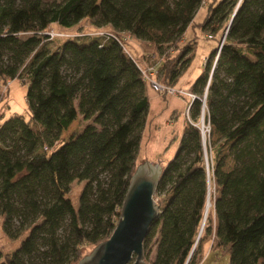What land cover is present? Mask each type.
Instances as JSON below:
<instances>
[{"label":"trees","instance_id":"trees-1","mask_svg":"<svg viewBox=\"0 0 264 264\" xmlns=\"http://www.w3.org/2000/svg\"><path fill=\"white\" fill-rule=\"evenodd\" d=\"M203 1L0 2V82L24 80L28 106L26 114L0 123L2 228L11 235L13 216L21 225L30 219L19 231L30 227L24 238L0 264H25L22 256L39 240H47L51 264H77L109 237L140 163L149 108L146 81L123 49L131 47L123 34L158 52L159 81L171 86L193 51L195 36L182 41L190 26L217 36V44L189 86L197 96L155 188L159 213L143 249L157 228L158 237L153 257L147 260L146 250L144 258L201 264L209 244L217 256L228 255V264H264V0H209L197 21ZM83 18L94 32L108 26L120 41L96 33L59 41L47 32ZM78 114L91 122L58 140ZM201 123L222 137L213 150L209 131L203 142ZM228 141L234 165L224 169L219 154ZM74 179L85 181L77 206L68 194ZM210 183L218 194L209 197L205 215ZM67 218L69 233L60 240L56 232Z\"/></svg>","mask_w":264,"mask_h":264},{"label":"rangeland","instance_id":"rangeland-1","mask_svg":"<svg viewBox=\"0 0 264 264\" xmlns=\"http://www.w3.org/2000/svg\"><path fill=\"white\" fill-rule=\"evenodd\" d=\"M6 0H0L1 3H4ZM15 5L21 4L25 0H13ZM44 4H48L53 1L57 0H42ZM209 0H204L205 4L201 5L199 9L197 10V13L195 14V20H201L203 18V14L205 13V7L207 5ZM93 25L91 24V21L89 18H83L75 25L69 27V28H61L57 25L53 24L48 29V33L54 37L55 40H63L64 38L68 36H76L81 37L80 35H90L93 34ZM98 31L101 32H111V29L108 26H104ZM126 34V33H125ZM207 32L200 28H192L191 26L187 28L186 33L184 35L183 42H186L193 36H195V42L193 44V51L189 58V61L187 65L181 70L179 73L176 81L172 84V87L175 89H179L180 87L188 88L190 84H192L201 70L203 69V64L205 63L206 59H208L209 54L211 50L216 46L217 44V36L215 38H209L207 36ZM128 35V34H126ZM262 37L264 38V30L262 31ZM130 42L131 47H127L128 51L132 54V56L141 63V65L146 66L153 64L156 62L157 58L159 57L158 52L154 53L152 48H146L143 45H141L140 40H136L133 38L126 39ZM150 52V53H149ZM145 53H149L147 55L146 60H143V55ZM6 58V56H5ZM160 77V72L157 76L158 80ZM25 81L19 78L14 79H7L4 83L0 82V123L6 119L8 116H10L13 113H22L26 114L27 111V102L25 99V91H26V84ZM160 82V81H159ZM171 94V93H167ZM175 94V93H174ZM186 100H189L190 97L187 95L183 96ZM77 103V100H74V104ZM188 103L187 105H189ZM186 105V107H187ZM185 107V109H186ZM184 107L180 106L175 109V112L169 116L170 118V124L168 127H170L169 133H164V126L161 125L157 118L158 115L150 116L147 112L146 118H145V124H144V131L146 133H149L151 135V138L155 136V134L159 137L161 134L165 137L163 139L162 146L160 145L159 150H154L153 154L150 152H147L146 156L144 154L143 149H145L143 146L146 145V141L144 140L142 142V145L140 147L139 153H138V159L140 162L144 160H149L153 163H159L163 168L166 166L169 160H171L178 147L179 142V136L182 130V124L184 120V113H185ZM189 110V109H188ZM186 115V114H185ZM187 116V115H186ZM188 117V116H187ZM91 122L90 119H83L80 114L77 115V117L69 124L68 128L65 130L60 131L58 140L67 139L72 133L80 131L81 128L86 124ZM181 122L180 125H177V123ZM160 124V125H159ZM209 143L212 147V150L215 145L221 142V135L216 132L212 126L209 124ZM145 136V133H144ZM145 138V137H144ZM229 145L230 142H226L221 146L220 151V157L222 156L224 165V169H230L234 165V161L231 157V154L229 153ZM158 146V145H157ZM209 168L211 169L212 161L211 156L209 154L208 158ZM214 162V160H213ZM84 180H77L74 179L70 183V190H69V196L72 199L73 204L75 206L78 205V196L80 193V190L84 184ZM210 198H214L218 194L217 188L210 183ZM156 199V198H155ZM210 207V204L208 208ZM2 214H0V262L4 259L5 255L11 251H13L15 248L18 247L21 240L24 238L26 233L28 232V228L25 231H20L21 227L26 226V223L30 221V219H27V221H24L21 225V219L18 216H13L10 222V225L8 227L9 232L11 235H8L5 230L2 228ZM69 219H65L61 226L57 229L56 235L57 237L62 240L64 236H66L69 233ZM85 227H90L89 221L84 222ZM17 235H19L17 237ZM158 237V228L155 232V235L151 239L150 243L146 247V249L143 251H149L148 259L153 257L155 252V240ZM47 240H39L38 244L36 246V249L32 251L29 256L24 255L22 256V259L25 264H51V256L49 253V247ZM90 249V248H87ZM92 249V248H91ZM91 251V250H90ZM89 251V252H90ZM88 252V253H89ZM203 264H228V255L227 254H219L218 256L213 251H206L203 252Z\"/></svg>","mask_w":264,"mask_h":264},{"label":"water","instance_id":"water-1","mask_svg":"<svg viewBox=\"0 0 264 264\" xmlns=\"http://www.w3.org/2000/svg\"><path fill=\"white\" fill-rule=\"evenodd\" d=\"M224 35L225 33L219 44ZM202 134L205 142V133ZM162 171L163 167L159 163L149 160H144L136 166L111 234L83 255L77 264H149L144 258L143 240L159 213V204L154 193ZM209 204L208 193L205 215ZM201 228L202 226L200 231Z\"/></svg>","mask_w":264,"mask_h":264},{"label":"crops","instance_id":"crops-1","mask_svg":"<svg viewBox=\"0 0 264 264\" xmlns=\"http://www.w3.org/2000/svg\"><path fill=\"white\" fill-rule=\"evenodd\" d=\"M189 86H188V88H184V87H180V88H184V89L189 90ZM146 94H147V97L149 100L148 114L150 116H154V117L156 115H158L157 120L161 125L164 126V133H167V132L169 133V131H170V127H168V125L170 124L169 123L170 122L169 116L175 112V109H177V107L180 106V103H181V106L184 107V109H185L186 105L188 103H190L192 100V99L186 100L183 97L184 95H179L176 93L175 94H168V95H167V93H161V92L153 89L152 86L147 84V83H146ZM187 118L188 117L184 113L183 124L185 123ZM180 124H181V122L177 123V125H180ZM183 124H182V127H183ZM144 133H145V136H144ZM164 138L165 137L163 136V134H161V136H159V137L155 134V136H153V138H151V135H149V133H146L143 129L141 145H142V142L145 140L146 145L143 146L145 148V149H143L145 156H146L147 152H150L153 154L154 150H152V149L159 150L158 147H160V145L162 146ZM141 145H140V147H141ZM206 251H210L209 250V244H206L203 247V252L205 253ZM202 259H203V257H202ZM201 264H203L202 261H201Z\"/></svg>","mask_w":264,"mask_h":264},{"label":"built area","instance_id":"built-area-1","mask_svg":"<svg viewBox=\"0 0 264 264\" xmlns=\"http://www.w3.org/2000/svg\"><path fill=\"white\" fill-rule=\"evenodd\" d=\"M203 4H205L204 1H203ZM94 33L103 34V35H106L107 37L112 36V37H115L117 40H119V38H117L115 33H113V32L96 31ZM126 34H128V33H126ZM126 34H123V39L132 38L129 34L128 35H126ZM207 36L211 37L212 35L209 33V34H207ZM218 48H219V46H218ZM123 49H124L125 53H127L130 57L132 56V54L128 51V49L125 46ZM149 53H145L143 55L142 59L146 60V57H147V55H149ZM135 62L138 65V67L140 68L141 73H142L146 83L151 85L153 89H155L161 93H171V94L176 93L179 95H188L190 97V99H194L197 96L195 93L189 91L188 89H184V88L175 89L172 86L165 85V84H162L161 82H159V80L157 78V76L159 74L157 62H154L153 64L146 65V66L141 65V63L139 61H137L136 59H135ZM188 109H189V105H187V107L185 109V114L187 116H188ZM200 128H201L202 132L209 131L208 125H205L204 123H201ZM206 167L208 168L207 159H206Z\"/></svg>","mask_w":264,"mask_h":264},{"label":"bare ground","instance_id":"bare-ground-1","mask_svg":"<svg viewBox=\"0 0 264 264\" xmlns=\"http://www.w3.org/2000/svg\"><path fill=\"white\" fill-rule=\"evenodd\" d=\"M203 133V132H202ZM205 133V132H204ZM210 201V200H209ZM209 206V205H208Z\"/></svg>","mask_w":264,"mask_h":264}]
</instances>
